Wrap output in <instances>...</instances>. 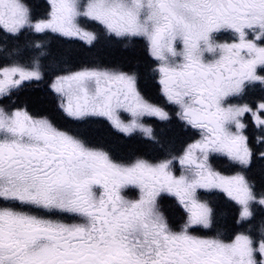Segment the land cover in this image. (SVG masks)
I'll return each instance as SVG.
<instances>
[{"label":"snow or ice","instance_id":"obj_1","mask_svg":"<svg viewBox=\"0 0 264 264\" xmlns=\"http://www.w3.org/2000/svg\"><path fill=\"white\" fill-rule=\"evenodd\" d=\"M24 34L36 55L0 63V264H264V0H0V39ZM65 38L143 55L79 63ZM173 117L187 138L155 158L88 136Z\"/></svg>","mask_w":264,"mask_h":264},{"label":"flooded vegetation","instance_id":"obj_2","mask_svg":"<svg viewBox=\"0 0 264 264\" xmlns=\"http://www.w3.org/2000/svg\"><path fill=\"white\" fill-rule=\"evenodd\" d=\"M250 35H251V33H250ZM214 38L217 40L234 39L235 34H233L230 31L222 30V31L216 33ZM21 40L23 41L24 39H21ZM50 41L52 42L51 47L54 50L58 51L59 54H61L59 50H65V48L63 46H69L70 49L76 48V51H77L76 55L69 53V56H71L75 60V62L86 63L88 61V57H86V53H85V52H88L87 47H85L83 49L80 47V45L83 44V41H80L79 43H77L73 39H69V38H65L63 41H58L55 39H50ZM54 42H59L60 45L55 46ZM21 44H22L23 48H26V49L31 48V45H28L27 43H21ZM129 44H130V47L127 49L131 50V48H132V54H134L133 56L137 57V58H134V60L132 62H136V61L142 59L143 45L141 43H137V42H133V43H129ZM101 45L103 46L104 44H101ZM104 46L107 47V50H109V51L110 50L116 51L115 48L118 46V44L117 45H104ZM121 49L122 48H120V50ZM109 54L110 53H108L106 55V57L110 59ZM205 55L211 56V53L206 52ZM96 57L99 59V53L96 55ZM111 57H112V61L114 63H121V62L126 63L125 60H120V58H114V56H112V55H111ZM2 58H3V60L6 59L5 56H2ZM7 59H9V58H7ZM22 59L25 60L24 58H22ZM104 63H106V62H104ZM127 63H129V62H127ZM35 93L36 92L34 90H32V92H30L29 94H35ZM25 95L20 96V98L22 100L28 101V98ZM46 99H48L50 101V97H46ZM29 103L30 102L28 101V106L33 112H39L40 111L39 109H35L34 107L30 106ZM145 122L152 126L153 135H155V136H157L158 131L163 129L164 128L163 126H166L167 123H169V124L173 123V126L176 129L177 135L180 136L179 143L177 144V147L175 149L179 148L181 146V144L184 142V140L187 138V130L183 129L181 127L180 122H178V120L175 117H173L171 120H161L159 118H148ZM99 132L101 133V134L99 133L100 134L99 135L100 136L99 137V143H102L101 142V135H107V136H111L112 138L118 139L120 142H126L127 144H129V146H130V144H137L138 145L137 148L131 149L128 147L129 149L128 148L124 149V147H121L122 145L119 143V145H121L120 146V148H121L120 152H122L124 154V155L119 154L121 156V158L123 157V159H125V160H132V159L136 158L137 156H143L146 158L148 157L147 153L149 151V145H148L149 139H147L141 131L136 130L131 134H123V133H120L118 130L112 129L110 126L99 125ZM109 143H112L111 140L108 141L106 144H109ZM170 149H172V148H170ZM258 167H259V164L257 163V169H258ZM128 195H132V194L128 193ZM217 212H218L219 217L221 218V222H224V221L230 220V217L232 214V209L228 205L221 204L218 206ZM260 219H261V216L258 212L256 219L254 221V227L259 226Z\"/></svg>","mask_w":264,"mask_h":264},{"label":"rangeland","instance_id":"obj_3","mask_svg":"<svg viewBox=\"0 0 264 264\" xmlns=\"http://www.w3.org/2000/svg\"><path fill=\"white\" fill-rule=\"evenodd\" d=\"M54 45H60L59 42H54ZM65 48V50L68 52L72 49H70L69 46H63ZM50 50L52 51L53 54H59L58 51L54 50L52 47L50 48ZM121 51H128L132 53V48L131 50L127 49V48H122ZM105 52H107V47H105L104 45L102 46L97 45L96 49H95V54H93V59L99 63H114L112 61V57L107 58L105 56ZM99 53V60L96 58V55ZM113 56V54H112ZM121 60V59H120ZM164 128L159 130L157 133V139L158 141L161 143V145L163 146L162 150H158L155 145L157 146V144H159L156 141H154L155 145H150L149 144V151L147 153V158H155L158 155H160L163 152H166L167 148H172L173 150L177 147V144L179 143V139L180 136L177 135L176 129L172 124L167 123L166 126H163ZM89 139L93 142V143H99V127L94 126L90 132L88 133ZM112 139L111 136H107V135H101V142L106 144L108 141H110ZM119 154L124 155L122 152H120ZM123 159V157H122Z\"/></svg>","mask_w":264,"mask_h":264},{"label":"trees","instance_id":"obj_4","mask_svg":"<svg viewBox=\"0 0 264 264\" xmlns=\"http://www.w3.org/2000/svg\"><path fill=\"white\" fill-rule=\"evenodd\" d=\"M115 49H116V51L115 50H110V51L107 50V52H105V56L108 53H110L109 54L110 57L113 54L114 58H120L121 60H125L126 63L127 62H132L134 60V58H137L136 56H133L134 54H132L131 52L121 51L118 46ZM69 53L73 54V55H76L77 54L76 48L72 49V50H70L68 52L65 50V52H64V54H67V55H69ZM85 53H86V57H88V58H90L93 55L92 52L91 53L85 52ZM25 96H27L28 101L30 102L29 105L34 107L35 109L47 110L48 111V110H51V108H52V105L50 104V101L48 99H46L43 96V94H41L40 92L35 93V94L27 93ZM114 141L120 143L122 145V146L121 145L120 146L124 147V149H127L128 147L131 148V149L138 147L137 144H130V146H129V144H127L126 142H120L118 139L112 138L111 142H114Z\"/></svg>","mask_w":264,"mask_h":264}]
</instances>
